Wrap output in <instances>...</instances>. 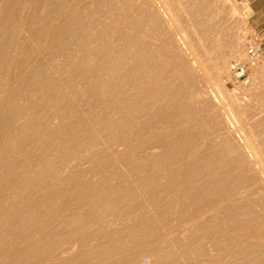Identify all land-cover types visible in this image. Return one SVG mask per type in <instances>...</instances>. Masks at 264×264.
<instances>
[{"label":"rangeland","instance_id":"1","mask_svg":"<svg viewBox=\"0 0 264 264\" xmlns=\"http://www.w3.org/2000/svg\"><path fill=\"white\" fill-rule=\"evenodd\" d=\"M2 1L5 2V0H1L0 4L3 3ZM25 1L26 0L23 1L25 8L22 7L21 10H16V13L19 12L15 14V17L13 15L11 18L12 21L11 19H7L9 21L5 22L7 25L5 26L6 28H4L6 30L8 29L9 33L3 29V31L6 32H3L4 35L2 37H4V39L0 37V39H2L0 40V42L2 41L0 43L2 47L5 45L7 46L9 40L12 42V39H14L12 43L16 42L15 44H19L20 42L18 49L15 48L17 45H12V43L9 42L10 46H5L4 52L2 51L3 54L0 56V60L3 62L5 61V65L6 63H11L5 66L3 62H0V98L3 95L6 96L5 98L3 96L0 101L3 100V98L7 100L10 96L11 89H6L7 86L13 88L18 83L21 88H24L21 89L19 87L18 90H26L25 92L28 93L25 94L24 91H22L20 95L29 99L27 103L23 101L25 100L24 98L21 101L19 94L15 97L16 99L10 97L8 101L14 102V105L9 103L11 106L6 104L7 107L4 106L2 108L7 114L4 110L1 112L0 107V264H77L78 192L88 196L93 195V198L96 197L94 200L97 208L106 204L107 208L113 207V209L116 208L115 210L127 209L128 211L131 209L130 211L134 213V216L136 213V218L130 219V217H127L123 222L120 221L118 217H114L112 219L114 221L110 220L111 225L109 226V230L112 234L108 237L110 241L107 238L109 245L104 246V256L107 260V264H120V262L124 261L123 259L128 261L130 257L131 260L133 259L134 264H140L143 259H148L151 264H155V262L157 264H264V214L261 220L252 223L251 218L239 220L236 213L237 205L243 200L241 197L245 195V193H247L245 199L249 200L259 196L258 191H260V188L264 191V68H258L252 72V84L249 87L239 88L234 86L230 81L229 72L230 63L236 61L238 58L232 59L227 57V53H225L229 50L228 47L230 46L226 45L230 44L231 40L234 38L233 40L236 46L238 45L237 47L243 48V53L241 54L240 52L239 56L241 58L237 61H244L246 41L255 34L260 38L264 49V31L259 32L252 28L253 25L264 27V15H252L250 6L251 2H253L255 7L257 4H261L263 0H156L157 6H161V1L170 4L172 13L175 15L178 14L177 17L179 21L180 19L182 20L183 26L180 23L181 30H183V27L185 29L183 31L186 32L180 30L179 33L182 32L185 37L189 35L185 38L189 47L187 48V45H184V47L182 46L183 50L180 45L181 51L186 52V55L184 52H181V54L185 56L182 55V63L188 66L189 71L191 70V74L192 72L196 73H193L195 78L197 77L195 83L202 79L201 81L203 83H200V81L197 83L198 88L196 86L199 91H206V88H208V91L215 95H213V100L218 99V103L217 101L215 102L217 106L219 104V107L222 108L224 112H233L231 114L236 116H234L235 123L230 129L217 128L215 120L212 117H210V119L207 117V114L213 116V107H210V103L195 105L197 111L194 117L189 114H183L177 118L176 121H162L160 123H143L142 120L137 118L128 125L115 122L113 126H110L109 121L110 119L112 120V118H108L110 109L107 100L104 101V99H100V96L105 97L108 90L100 89L98 83L100 80L110 82V76L108 77L105 74V68L101 66V78L103 79L98 81V78L90 77L89 73L87 77H85L88 70L85 67L93 62L98 63V59L103 61L104 57L101 53H103L104 44H107V48L113 50H115L114 48L121 47L118 41L114 40L119 39L116 36L118 29H120L121 26L123 27L124 20L120 22L122 19L118 20V14L114 12L116 10L120 11V7L124 5L119 3L120 5L118 8H115L116 10L114 9V11L112 10L113 14L116 15L114 16L111 14L109 16L110 26L107 30V38L104 37L102 39V31L100 34L98 31V33H95V37H98L96 40L95 37H93V32H95L102 21L108 16L101 15V18L99 17L100 20L98 18V21L94 24L90 23L91 18L85 17L83 13H85L84 10L87 11L88 3L91 2V0H74V3L73 0H46L45 2L44 0H39L40 3L38 0ZM66 1L67 3H71V5L69 4L67 6ZM116 1L115 5H117ZM57 3L61 5L59 11L56 10L58 9ZM78 3H80V5ZM192 3L195 6L190 7ZM46 4L47 9L50 8L48 11H46L47 9L45 8ZM31 5L33 6L31 7ZM42 5L44 6L41 8L38 7ZM81 5H83V7H81ZM66 6L67 9H65ZM34 7L37 8L35 9ZM69 7H74V9L72 8L73 11L69 10ZM78 7L84 8V10L81 9L80 12ZM105 7L107 6L105 5ZM39 8L41 11L38 13L37 9L39 10ZM43 8L45 13L42 10ZM192 8L198 9L199 11H196L199 15L201 14V16L198 17V15H191L188 13L191 12L189 10H193ZM218 10H220L222 14L220 12L218 13ZM68 11L70 12L67 14ZM15 12H13V14ZM46 12H50V17L49 15L47 16L48 13ZM120 12L121 15L134 17V19L141 17V13H131L128 11ZM52 13L55 15L52 16ZM71 13L73 17L75 16L74 19L70 17ZM19 14L25 21L26 18H24V16L27 17L28 20L34 17L33 20L30 19V21H26L29 25L24 24V26L27 27L24 28L22 22L20 28L21 18L19 19ZM204 14L207 15L205 16ZM39 15H43L41 16L42 18ZM65 15L70 16L67 18L64 17ZM80 15L84 18H80ZM51 17L53 18L50 19ZM77 17L80 18V20ZM189 18H191V20H189ZM203 19L204 28L200 26V22ZM43 20L46 21L44 22ZM49 20H53L54 22ZM64 20L66 23L64 24V28H62ZM130 20L129 18V21ZM140 20L142 24L140 27L135 28L136 33L141 34L150 32L151 25L148 20L145 17H141ZM43 22L44 24L47 23L48 26L47 24L44 25ZM73 22L77 25L75 26L73 24L74 28H71L70 26H72ZM15 23L17 27H12ZM55 24H59L58 27H61L53 38V41L57 42V45L55 44L54 46L56 50L52 48L55 42L50 43L51 40L44 34L46 29L49 30V28ZM30 25H32L31 29L29 28ZM42 25H44V27ZM38 27H40V29ZM69 27L70 29H68ZM133 28L134 27L129 24L126 31L130 33ZM22 29L25 31H22ZM170 29L171 32H173V26L170 27ZM39 30H43L41 31L42 34H44L43 36L42 34H38L40 32ZM68 30H72L74 34H72V31L68 32ZM18 31L20 35L22 31L23 34L21 37L24 36L22 39L19 38L20 40L17 36ZM32 31H37L34 32L37 38L32 34ZM59 32L61 33L60 36L58 35ZM78 34H81L80 37ZM56 35L58 37H56ZM13 36H16L17 39L15 37L13 38ZM31 37H35L37 43H35L34 41L36 40ZM63 37H65V39ZM237 37L240 40L238 42L236 39ZM24 40L25 44H27L26 46L23 45V47L25 46L23 51L20 45L24 44ZM28 40L31 43L30 47L32 51H35L32 54H29V52H32L31 48L29 47V49H27ZM66 41L71 42V44L68 45L69 42L67 43ZM93 42L96 43L94 44ZM240 42H242V44ZM156 43L159 44V42ZM50 44H52V46H50ZM72 44L75 45L74 49H72ZM34 45L38 46L36 50ZM47 45H49V47ZM59 45H62L61 49ZM101 45L103 46L101 47ZM225 46L228 50L224 48ZM9 48H13V50L15 49L17 52L15 50L14 52L11 50V52ZM41 48L44 49L43 52ZM49 48L51 52H58L59 49L61 51L59 50L58 53L54 52L55 54H51ZM189 48H193L192 50L194 52L192 50L190 51ZM240 48L239 50H241ZM91 49H94L93 55H95L94 53H96V50L99 53L91 57ZM100 50H102V52ZM221 50L226 51L221 53ZM7 52L13 54L10 55ZM15 53H18V56L14 58L13 56ZM20 53H22L24 57L21 56L18 58ZM48 53L52 56V59ZM61 53H63V58L60 57ZM25 54L30 56L26 58ZM217 54L219 56L226 55L225 57L222 56L227 65L226 69H223L224 71L221 70L224 74H221L219 72L220 70H213L216 69V61L222 58L218 57V59H216L218 56ZM7 55L11 57H7ZM73 56H75V58H73ZM97 56L99 58L95 60ZM54 57L57 58V62L53 60ZM24 58L26 59L24 60ZM37 58L39 60L43 58V61H39ZM12 60L15 62L14 64ZM17 60L19 64L16 63L18 62ZM22 60L23 62H21V64L20 61ZM35 60L36 62H34ZM65 60L67 62H65ZM68 60H71L72 63L74 62L72 66H68V64H71ZM91 60L92 63H89ZM205 60L207 62H205ZM37 61L41 65H44H42V67H44L42 68L43 70L40 69L41 65L39 66ZM82 61H84L83 63L85 66L81 64ZM198 61H203V65L205 63L206 67L202 66L204 68L202 72L196 69H190L197 67L199 65ZM211 61L212 64H210ZM26 62H29L31 66H33H30L31 69L38 70V72H40L39 69L41 70L39 74L34 76L36 79L34 83L37 82V86L36 84L30 87L26 85V83H32L30 82L32 80L29 78L28 74L21 71L22 68H24L23 66H26ZM17 65H20L19 69ZM80 65H82L81 68L83 70L81 68L80 70L78 69ZM66 66L69 68H66ZM73 66L74 68L76 66L77 69H74ZM3 67L5 69L7 68L4 70L6 73L3 72ZM9 68H13L14 71L18 70L16 72L17 74L13 70L9 72ZM70 69H73L72 72ZM76 70L77 75L73 77V74H75L73 71ZM211 71L217 72L213 73ZM203 72H206V75H204ZM22 73H25V76H21ZM11 74L13 75L11 76ZM70 74H72V76ZM215 74H217V76H214ZM8 75L11 76L12 79ZM14 75L16 78L15 80ZM26 75L30 80H28ZM44 75L45 77L42 79ZM2 76L6 77L7 80ZM75 77L77 78L75 79ZM216 77L219 80H217ZM198 78L201 79L198 80ZM21 79H23V81ZM12 80H14V83ZM38 82H41L40 86H38ZM204 83L207 84L205 86L206 88H204ZM24 84L26 87H24ZM200 85H203V87ZM31 89L33 93L36 94L35 97V94H29V92H27H32ZM215 90L219 95L215 93ZM219 90L222 92L219 93ZM138 93L142 95L141 90H138L137 94ZM220 94H222L224 98L220 96ZM31 96L34 98L32 99ZM132 96H138L136 95L135 89H130V92L127 93L125 98H130ZM35 98L37 101H35ZM114 99H116V97L111 100L114 102ZM15 103L18 104V106ZM8 107L12 108L10 109ZM8 109L12 111L8 112ZM126 110H128V108ZM111 116L117 117L120 115L111 112ZM10 121L12 125H9ZM22 131L24 133H22ZM41 131L47 132V135H43L42 140L37 141V133ZM167 131L171 132L166 134ZM246 136H248L249 139H247ZM17 137L22 138L19 140ZM24 137L25 139L22 141V145H20ZM72 138H74V140ZM90 139L91 141H89ZM192 139H195L194 143H192ZM235 140H240V143H236ZM15 142L16 144H14ZM230 142L235 147V154H247L248 150L246 147H248L249 144L254 154H260L259 156H261V159H259L260 157L258 156V162L260 163H257L253 169V174H256L255 177L257 181H259L258 183H238L237 178L240 176L238 172H231L228 169L215 170L207 161H202L199 166H195L189 171L184 170V168L190 166L189 163L196 160L197 154L204 153L207 151V148L219 151L223 150L224 146L227 144L229 145ZM24 143H26L25 147L27 146V148L24 147ZM32 143L34 144L31 145ZM49 144H51V146H48ZM152 144L158 146L157 150L153 151L154 153L151 152L153 154H140V151L144 149V147ZM13 145L16 146L14 147ZM17 145L19 146V150L17 149ZM46 145L48 148L50 147V150L46 148ZM32 146L34 147L32 148ZM42 147H45V149ZM51 147L55 148L51 149ZM240 147H245L244 149L246 152ZM254 149H258V151L256 150L255 152L253 151ZM241 173H243L242 170ZM213 184L217 185V187L212 189V191H207L206 188ZM74 189L77 190L76 193L73 191ZM184 201H187V207L190 209L180 208V206H178V202L181 204V202ZM100 202H102L101 205ZM98 203L99 205H97ZM86 204L82 213L88 216L92 204L90 203L91 206L88 203ZM159 208H162L165 214V217L161 220L162 223L154 218ZM87 209L89 210L88 212ZM111 210L112 209H110V211ZM187 210H190L189 214H187ZM254 210L256 212L260 211L256 209V207ZM183 220H186V222H183ZM121 222L125 231L122 232L120 237L118 232L121 228ZM132 222H134V226H136L137 223L139 225L140 232L138 240L136 237L134 239L131 238L128 232L126 233ZM182 223H184V225L180 226ZM157 227L163 229L162 237H160L158 233H155V235L153 234V228L156 229ZM180 227L183 228L181 230L185 229L184 231L188 229L185 235L183 231L179 232ZM192 237L195 238V246L192 250H195L197 255L193 257V259H190L192 258L190 254L191 248L189 247L190 243L187 241ZM63 239L65 242L69 241L71 243L74 240V250L70 255H59L60 246L65 243ZM169 240H172L174 244L170 246L168 250L167 242ZM59 243H61V245ZM55 247L57 251L54 249ZM55 252L58 253V255Z\"/></svg>","mask_w":264,"mask_h":264},{"label":"bare ground","instance_id":"2","mask_svg":"<svg viewBox=\"0 0 264 264\" xmlns=\"http://www.w3.org/2000/svg\"><path fill=\"white\" fill-rule=\"evenodd\" d=\"M1 1V0H0ZM24 0H5V2H3L2 4H0V15H1V17H0V37L1 38H3L4 39V37H2L3 35H4V33H6V32H8V29L6 30L5 28V26L7 25L5 22L6 21H9V20H7V19H11L12 17H13V15H14V17H15V14H18V12L16 13L15 11L16 10H21L22 9V7H24V2H23ZM27 1V0H26ZM25 1V2H26ZM33 1V0H32ZM35 1V0H34ZM39 1V0H38ZM41 1V0H40ZM40 1H39V3H40ZM46 0H44V2H45ZM65 1V0H64ZM69 1V0H68ZM115 1L116 0H91V2H89L88 3V9H87V11H85L84 10V8L82 9L81 7H83V5H81V7H78L79 9H80V12H81V9L82 10H84V12L85 13H83V11H82V13L85 15V17H89V18H91V21H90V23H92V24H94L95 22H97L98 21V18L100 17L101 18V15H107L108 17L106 18V19H104L103 21H102V23L100 24V26L95 30V32H93V37H95V33L97 32L98 33V31H99V34H100V32L102 31V36L101 35H98V36H101L102 37V39L104 38V37H106L107 38V30H108V28H109V26H110V20H109V16L111 15V14H113V12H112V10L114 11V9L116 8H118V6L120 5L119 3H121V4H123L124 6H121L120 8L122 9H120V11H128V12H131V13H134V12H136V13H141V17H145L147 20H148V22L150 23V25H151V30H150V32H145V33H141V34H138V33H136V31H135V28L136 27H140L141 26V24H142V21L140 20V18L141 17H138V18H136V19H134V17L132 18V17H127V16H125V15H121L120 13V11H118V10H116V11H118V12H114V13H117L118 14V20H120V19H122V20H120V22H123V20H124V22H123V27L121 26V28L120 29H118V33H117V38H119L118 40H114V41H118V44H120L119 46H121L120 48H114L115 50H113V49H109V48H107V44H104L105 46H103V45H101V47L103 46V53H101V55L104 57V59H103V61H104V64H103V61L101 60L100 61V59H98L99 57V54H98V56L95 58V60L96 59H98L99 60V62L98 63H95V62H93L92 63V60L89 62V63H92V64H88V66H87V64H86V66L87 67H85V68H87L88 70H87V73H86V76L85 77H87V75H88V73H89V76L90 77H92V78H98V81L100 80V79H103V78H101V70H100V67L102 66H104V68H105V74L109 77L110 76V78L109 79H111L110 80V82H108V81H105V80H100L98 83H99V85H100V89H103V90H108V92H107V94L105 95V97L104 96H100V99H104V101H106L107 100V103H108V107H109V109H110V114H109V119H110V117L112 118V120L110 119V121H109V125L110 126H113L114 124H115V122H118V124H122V125H128L129 123H132V122H134L137 118L138 119H140V120H142L143 121V123H148V122H156V123H160V122H162V121H176V119L177 118H179L180 116H182L183 114H189L190 116H192V117H194L195 116V114H196V111H197V108L195 107V105H198V104H206V103H210V107H213L212 108V110H213V116L211 115L210 116V114H207V117L210 119V117H212L214 120H215V123H216V125H217V128H219V129H222V128H224V129H230V128H232V126L234 125V123H235V115H232L231 113H233V112H231V113H227V112H224L223 111V109L222 108H220L219 107V104H218V106H217V104L215 103L217 100H213V95L214 94H212L211 92H209L208 91V88H206L205 86L207 85V84H205V83H207V82H205L204 84V88H206L205 90L206 91H202V90H198L197 88H198V86H197V83L198 82H200L202 79L201 78H198V80L199 79H201V80H199L198 82H196L195 83V79L197 78H195V76L193 75V73H195V72H192V74L190 73V71H189V68H188V66L185 64V63H182V55L183 54H181V52H184L185 53V55H186V52L185 51H181V48H182V46L184 47V45L186 46L187 45V41H186V39L185 38H187L188 36H186L185 37V35H183L182 34V32H186V31H183V30H185L183 27H182V29L183 30H181V26H180V23H181V25L183 24L182 23V20L180 19V21H179V18L177 17V15H175L174 13H172V11H171V5L170 4H168L167 2H163V1H161V6H157V4H156V0H118V1H116V4L117 5H115ZM207 1V0H206ZM206 1H204V2H206ZM29 2V1H28ZM31 2V1H30ZM55 2V1H54ZM56 2H58V1H56ZM118 2V3H117ZM37 3V2H36ZM47 3V2H46ZM52 3V2H51ZM66 3H67V1H66ZM73 3H74V0H73ZM84 3V2H83ZM32 4V3H31ZM44 4V3H43ZM50 4V3H49ZM53 4V3H52ZM58 4V3H57ZM59 4H60V2H59ZM58 4V9H56V10H58L59 11V7L61 6V5H59ZM71 5V3H67V6L68 5ZM79 5H80V3H78ZM201 4V3H200ZM206 4V3H205ZM204 4V5H205ZM30 5V4H29ZM34 5H35V3H34ZM39 5H41V4H39ZM56 5V4H55ZM55 5H54V9H55ZM64 5H66V4H64ZM105 5L107 6V7H105ZM190 5V4H189ZM189 5H187V6H189ZM204 5H202V6H204ZM33 5H31V7H32ZM44 5H42V6H38V7H43ZM67 6H66V8L65 9H67ZM72 6H74V5H72ZM131 6H132V8H131ZM193 6H195L193 3H192V5L190 6V7H193ZM197 6H199V5H197ZM49 7V6H48ZM75 7V6H74ZM74 7H72L73 9H74ZM190 7H188L189 9H191ZM25 8V7H24ZM35 8V7H34ZM37 8V7H36ZM35 8V9H36ZM39 8V10L37 9V11H38V13H39V11H41V9ZM45 8L47 9V4L45 5ZM52 8V7H51ZM72 8H70L69 7V10H72L73 11V9ZM103 8H106V9H103ZM29 9V8H28ZM45 9V10H46ZM86 9V8H85ZM193 10H189V11H191V12H188V13H190L191 15H198V17H200L201 16V14L199 15L198 14V12L197 11H199L198 9H196V8H192ZM195 9V10H194ZM43 11H44V8L42 9ZM48 10H50V8H48L46 11H48ZM52 10H53V8H52ZM61 10V9H60ZM77 10V9H76ZM173 10V9H172ZM197 10V11H196ZM24 11H26V10H24ZM64 11V10H63ZM62 11V12H63ZM71 11V12H72ZM174 11V10H173ZM13 12H15L14 14H13ZM33 12V11H32ZM65 12V11H64ZM70 11H68L67 12V14L69 13ZM79 12V13H80ZM185 12H186V10H185ZM201 12V11H200ZM218 13L220 12V10H218L217 11ZM33 13H35V12H33ZM43 13V12H42ZM44 13H45V11H44ZM46 13H48V12H46ZM50 13V12H49ZM49 13L47 14V16L49 15ZM55 13V12H54ZM54 13H52L51 15L53 16V15H55ZM73 13V12H72ZM72 13H71V16L70 15H68V16H64V17H73L72 16ZM81 13V14H82ZM204 13V12H203ZM215 13V12H214ZM221 13V12H220ZM26 14V13H25ZM24 14V15H25ZM58 14V13H57ZM61 14V13H60ZM77 14V13H76ZM186 14H187V12H186ZM222 14V13H221ZM22 15V14H21ZM31 15V14H30ZM73 15H74V13H73ZM79 15V14H78ZM98 15V16H97ZM114 16L116 15V14H113ZM205 16L207 15V14H204ZM19 16V19L21 18V16H20V14L18 15ZM40 16V15H39ZM41 16H43V15H41ZM40 16V17H41ZM46 16V17H47ZM202 16H203V14H202ZM204 16V17H205ZM215 16V15H214ZM34 17V16H33ZM33 17H31L30 19H32L33 20ZM37 17V16H36ZM49 17H50V15H49ZM80 18H82L83 16H79ZM180 17V16H179ZM24 18H26V21L28 20L27 19V17H25L24 16ZM42 18V17H41ZM40 18V19H41ZM48 18V17H47ZM47 18H46V20H47ZM53 17H51L50 19H52ZM54 18H55V16H54ZM67 18H66V20H67ZM75 18V16L73 17V19ZM78 18V17H77ZM80 18H78L79 20H80ZM84 18V17H83ZM100 18H99V20H100ZM129 18L131 19L130 21H129ZM194 18V17H193ZM217 18H218V16H217ZM30 19L28 20V21H30ZM49 19V18H48ZM56 19V18H55ZM54 19V20H55ZM78 19H76V20H78ZM205 19V18H204ZM204 19L200 22V26L202 27V28H204L203 26H204ZM14 20V19H13ZM45 20V21H46ZM58 20H60V19H58ZM61 20H62V18H61ZM60 20V21H61ZM70 20V19H69ZM78 20V21H79ZM189 20H191V18H189ZM193 20V19H192ZM11 21H12V19H11ZM10 21V22H11ZM16 22H18L17 20H15ZM25 21V19H23V17L21 18V24H20V28H21V25H22V22H23V27L25 28V27H27V26H24V24L26 25H29L28 24V22H24ZM35 21V20H34ZM33 21V22H34ZM37 21H39V20H37ZM42 21V20H41ZM44 21V20H43ZM44 21V22H45ZM49 21H51V20H49ZM49 21H48V23H49ZM53 21V20H52ZM51 21V22H52ZM63 21V20H62ZM77 21V22H78ZM194 21H195V19H194ZM197 21V20H196ZM9 22V23H10ZM44 22H43V24H44ZM54 22V21H53ZM59 22V21H58ZM58 22H56V23H58ZM68 22V21H67ZM71 22V21H70ZM193 22V21H192ZM30 23V22H29ZM31 23H32V21H31ZM30 23V24H31ZM63 23V22H62ZM66 22H65V20H64V23H63V27L62 28H64V24H65ZM194 23V22H193ZM41 24H42V22H41ZM47 24V23H46ZM46 24H44V25H46ZM53 24V23H52ZM68 24V23H67ZM74 24V22L72 23V26H70L71 28L75 25H73ZM129 24H131V26H133L134 28L131 30V32L129 33V32H127L126 31V28H127V26L129 25ZM44 25H42L43 27H44ZM59 25V24H58ZM58 25H52V27H50L49 28V30H45L44 32V34L45 35H47V37L49 38V40H51V42L50 43H52V42H55L54 43V45L52 46V44H50V46H52V48L54 49V46H55V44L57 45V42L56 41H53V38H54V36H55V34H57L58 33V30H59V28H61L60 26L58 27ZM70 25V24H69ZM77 25V24H76ZM75 25V26H76ZM82 25V24H81ZM87 25H89V24H87ZM9 26V25H8ZM17 27V24L15 23V25H13L12 27ZM31 26L32 25H30V29H31ZM47 26H48V24H47ZM62 26V25H61ZM173 26V28H174V30H173V32H171V29H170V27H172ZM183 26V25H182ZM200 26H199V28H200ZM5 27V28H4ZM10 27H11V25H10ZM19 27V26H18ZM22 27V28H23ZM41 27V26H40ZM40 27H38L39 29H40ZM67 27H68V25H67ZM70 27L68 28V29H70ZM79 27V26H78ZM19 28V29H20ZM23 28V29H24ZM37 28V29H38ZM42 28V27H41ZM66 28V27H65ZM74 28V27H73ZM85 28V27H84ZM176 28V29H175ZM3 29H5V31H3ZM10 29H12V28H10ZM22 29V31H25V30H23ZM30 29H27V30H30ZM86 29V28H85ZM16 30V29H15ZM18 30V29H17ZM21 30V29H20ZM19 30V31H20ZM64 30V29H63ZM81 30H83V29H81ZM180 30L182 31L181 33H179L180 32ZM11 31V30H10ZM13 31V30H12ZM19 31H18V34H17V36H18V39L20 38V39H22L23 37H21V35L23 34L22 33V31H21V35H20V33H19ZM31 31V30H30ZM29 31V32H30ZM40 31V30H39ZM38 31V32H39ZM41 31H43V30H41ZM39 32L38 34H42V32ZM72 30H68V32H71ZM76 31V30H75ZM74 31V32H75ZM4 32V33H3ZM17 32V31H16ZM28 32V33H29ZM34 32H37V31H34ZM34 32L32 31V34L33 35H35L34 34ZM61 32H62V30H61ZM64 32V31H63ZM80 32H82V31H80ZM9 33V32H8ZM25 33V32H24ZM31 33V32H30ZM67 33V32H66ZM12 34V33H11ZM44 34H42V36L44 35ZM60 32H59V36H60ZM72 34H74L73 33V31H72ZM92 34V33H91ZM90 34V35H91ZM14 35H15V33H14ZM65 35V34H64ZM68 35H69V33H68ZM67 35V36H68ZM79 35V34H78ZM81 35V34H80ZM80 35H79V37H80ZM9 36V35H8ZM66 36V35H65ZM12 37V36H11ZM16 38V36H13V38ZM35 37H36V35H35ZM35 37L33 38V37H31L32 39H34V40H36L35 39ZM41 37V36H40ZM46 37V38H47ZM56 37H58L57 35H56ZM71 37H72V39H73V36L71 35ZM8 38V37H7ZM37 38V37H36ZM51 38V39H50ZM64 39H65V37H63ZM74 38H75V35H74ZM81 38H82V36H81ZM91 38H92V36H91ZM98 39V37L96 36L95 37V39ZM100 38V37H99ZM10 39V38H9ZM8 39V40H9ZM17 39V38H16ZM19 39V40H20ZM56 39V38H55ZM70 39V38H69ZM68 39V40H69ZM79 39V38H78ZM83 39V38H82ZM82 39H80V40H82ZM93 39V38H92ZM96 39V40H97ZM234 39V38H233ZM232 39V40H233ZM237 39V42L238 41H240L239 39H238V37L236 38ZM0 40H2V39H0ZM14 39H12V42H14L13 41ZM33 40V41H34ZM39 40V39H38ZM48 40V39H47ZM58 40V39H57ZM61 40V39H60ZM94 40V39H93ZM231 40V42H230V44H227L226 46H229L228 47V49H227V47L225 46L224 48L226 49V50H228V51H224V50H221V53L224 51L225 53H227L226 55H227V57H230V58H232V59H239V58H241V57H239L240 56V52H241V54L243 53L242 52V47L240 48V47H237L236 46V43L234 42V40L232 41ZM70 41V40H69ZM68 41V42H69ZM72 41V40H71ZM181 41H182V43H181ZM188 41H189V39H188ZM2 42V41H1ZM0 42V43H1ZM4 42V41H3ZM9 42L10 43H12L11 42V40H9ZM9 42H8V44H7V46L6 47H9L10 46V44H9ZM17 42H18V40H17ZM28 42H29V40H28ZM31 42H32V40H31ZM35 43H37V40L36 41H34ZM67 42V41H66ZM67 42V43H68ZM76 42V41H75ZM156 42H159V44L158 43H156ZM5 43V42H4ZM16 43V42H15ZM15 43H12V45L13 44H15ZM83 43V42H82ZM81 43V44H82ZM94 43V42H93ZM96 43V42H95ZM94 43V44H95ZM241 44H242V42H240ZM19 44H20V42H19ZM19 44H15V45H17L15 48H19ZM27 44V43H26ZM26 44H25V40H24V44H22V45H20V47H22L23 48V51H24V48H25V46H26ZM34 44V43H33ZM61 44H63V43H61ZM71 44V42H69L68 43V45H70ZM76 44V43H75ZM84 44H85V42H84ZM83 44V45H84ZM9 45V46H8ZM23 45H25L24 47H23ZM29 45V46H28ZM28 45H27V49H29V47H30V45H31V43L29 42L28 43ZM73 45V44H72ZM77 45V44H76ZM82 45V46H83ZM86 45H88V44H86ZM85 45V46H86ZM180 45H181V48H180ZM5 46H1L0 45V56L3 54V50H4V47ZM35 46V45H34ZM48 47H49V45H47ZM60 46V49H61V47H62V45H59ZM64 46L66 47V45L64 44ZM63 46V47H64ZM74 46L75 45H73V48L72 49H74ZM36 48H35V50L37 49V47L38 46H35ZM41 47V46H40ZM58 47V46H57ZM105 47V48H104ZM189 46L187 45V48H188ZM223 47V46H222ZM221 47V48H222ZM14 48V47H13ZM13 48L12 49H10V51L11 50H13ZM31 48V47H30ZM68 48V47H67ZM127 48H128V53H127ZM220 48V49H221ZM223 48V49H224ZM239 48L241 49V50H239ZM7 49V48H6ZM26 49V50H27ZM33 49H34V47H33ZM50 49V48H49ZM52 49V50H53ZM59 49V48H58ZM59 49V50H60ZM64 49V48H63ZM82 49V48H81ZM101 49V48H100ZM183 49V48H182ZM190 49V51L193 49H191V48H189ZM188 49V50H189ZM219 49V50H220ZM15 50V49H14ZM14 50H13V52H14ZM40 50V49H39ZM41 50H42V52H43V50L44 49H42L41 48ZM54 50H56V49H54ZM59 50H58V52H59ZM93 50L94 49H91L90 51L92 52V53H90V54H92V55H90V54H88V55H90L91 57H93V56H96V54L97 53H99L97 50H96V53H94L95 55H93ZM184 50V49H183ZM188 50H186V51H188ZM3 51V52H2ZM6 51V50H5ZM9 51V52H10ZM16 51V50H15ZM31 51H32V48H31ZM61 51V50H60ZM101 52H102V50H100ZM193 51V50H192ZM9 52H7V53H9ZM12 52V51H11ZM17 52V51H16ZM33 52H35V51H32V52H29V54H32ZM39 53H41L40 51H38ZM48 52V51H47ZM50 52H51V49H50ZM55 52V51H54ZM53 51L51 52V54L53 53V54H55V53H58V52H55L54 53ZM68 52V51H67ZM95 52V51H94ZM194 52V51H193ZM6 53V52H5ZM27 53H28V51H27ZM26 53V54H27ZM64 53V52H63ZM63 53H61V55H60V57H62L63 58ZM70 53V52H69ZM188 53V52H187ZM217 53V52H216ZM224 53V54H225ZM10 55L11 54H13V53H9ZM15 54H17V55H15ZM14 54V58L16 57V56H18V53H15ZM25 54V55H26ZM37 54V53H36ZM65 54V53H64ZM72 54V53H71ZM70 54V55H71ZM196 54V53H195ZM10 55H7V57L9 56V57H11ZM34 55H35V53H34ZM43 55V54H42ZM42 55H39L40 57H43ZM48 55H49V53H48ZM87 55V56H88ZM100 55V56H101ZM218 55V54H217ZM221 55V54H220ZM225 55V56H226ZM3 56H5V55H3ZM21 56H23L24 57V55H22V53H20V56L18 57V58H20ZM30 56V55H29ZM28 55H26V58H28L29 57ZM50 56V58L52 57L51 55H49ZM54 56H56V55H54ZM184 56V55H183ZM196 56V55H195ZM222 56H224V55H222ZM222 56H217V58L216 59H218V57H222ZM224 56V57H225ZM23 57H22V59H23ZM59 57V58H60ZM70 57V56H69ZM72 57V56H71ZM80 57H81V55H80ZM102 57V58H103ZM185 57V56H184ZM211 57V56H210ZM216 57V56H215ZM2 58H4V57H2ZM26 58H24V60L26 59ZM36 58V57H35ZM45 58H46V56H45ZM44 58V59H45ZM49 58V57H48ZM49 58V59H50ZM56 57H54V61L55 62H57V58L55 59ZM64 58H65V56H64ZM73 58H75V56H73ZM72 58V59H73ZM88 58H90V57H88ZM101 58V57H100ZM8 59V58H7ZM34 59V58H33ZM32 59V60H33ZM38 59V58H37ZM52 59V58H51ZM91 59V58H90ZM237 59V60H238ZM11 60V59H10ZM39 60V59H38ZM61 60H63V59H61ZM74 60V59H73ZM187 60V59H186ZM210 60V59H209ZM236 60V61H237ZM241 60V59H240ZM6 61H8V60H6ZM18 61V60H17ZM27 61V60H26ZM39 61H43V58H41ZM54 61H52V62H54ZM64 61V60H63ZM69 61V60H68ZM75 61V60H74ZM78 61V60H77ZM181 61V62H180ZM201 61V60H200ZM0 62H3V61H1L0 60ZM5 62V61H4ZM4 62H3V65H5L4 64ZM12 62H13V60H12ZM21 62H23V60L22 61H20V63ZM34 62H36V60L34 61ZM38 62V61H37ZM65 62H67L66 60H65ZM71 62V64H68V66H72V64L74 63H72V61L70 60L69 61V63ZM84 61H82V63L81 64H83L84 66H85V64L83 63ZM186 62H188V61H186ZM203 62V61H202ZM202 62H199L198 61V63H199V65L197 66V67H194V68H190V69H196V70H199V71H201L202 72V70H204V68L202 67V66H205V63H204V65L202 64ZM205 62H207L206 60H205ZM15 62H13V64H14ZM16 63H18L19 64V61L18 62H16ZM32 63V62H31ZM39 63V62H38ZM42 63V62H41ZM2 64V63H1ZM9 64H11V63H9ZM9 64H7L6 63V65L5 66H8ZM22 64V63H21ZM20 64V65H21ZM58 64V63H57ZM61 64V63H60ZM210 64H212V61H211V63ZM19 65V66H20ZM33 65V64H32ZM39 66L41 65L40 63L38 64ZM43 65V64H42ZM42 65L40 66L41 68L40 69H42V68H44V67H42ZM76 65V64H75ZM215 65H216V69H213V67H212V69L213 70H217V71H219L221 74L223 73L222 71H224L225 69H226V67H227V65H226V62H225V60H224V58L222 57V58H219L217 61H216V63H215ZM226 65V66H225ZM18 66V65H17ZM19 66H18V69H19ZM30 66H31V64L29 63V62H26V66H23L24 68H22V70L21 71H23V72H26V74H28V76H29V78L32 80V81H30V82H32L31 84H27L26 83V85L28 86V87H30V86H33V85H35L37 82H35L34 83V81H36V79L34 78V76L35 75H37V74H39L40 72H41V70L39 69V71L40 72H38V70L36 71V70H33V68L31 69L30 68ZM44 66V65H43ZM59 66V65H58ZM81 66L82 65H80L79 67H78V69L80 70V68H81ZM84 66H83V68H84ZM1 67V66H0ZM11 67H13V66H11ZM31 67H33V66H31ZM64 67H65V65H64ZM206 67V66H205ZM208 67V66H207ZM4 68V67H3ZM14 68H15V65H14ZM59 68V67H58ZM57 68V69H58ZM66 68H69V67H67L66 66ZM72 68V67H71ZM73 68H74V66H73ZM75 68H76V66H75ZM74 68V69H75ZM85 68H84V70H85ZM209 68H211V67H209ZM225 68V69H224ZM7 69V68H6ZM5 68L4 69H2L3 70V72H4V70H6ZM17 69V68H16ZM36 69H38V68H36ZM60 69V68H59ZM58 69V70H59ZM77 69V68H76ZM82 69V68H81ZM206 69V68H205ZM224 69V70H223ZM259 69H261V68H259ZM10 70H13V68H9V72H10ZM43 70V69H42ZM71 70V69H70ZM73 70V69H72ZM72 70H71V72H72ZM83 70V69H82ZM195 70V71H196ZM222 70V71H221ZM14 71V70H13ZM18 71V70H17ZM17 71H14L15 73L17 72ZM193 71V70H192ZM198 71V72H199ZM217 71H214L215 73L217 72ZM1 72V71H0ZM43 72V71H42ZM70 72V73H71ZM73 72H75V74H73V77H74V75L76 76L77 75V70L76 71H73ZM82 72V71H81ZM211 72H213V71H211ZM213 72V73H214ZM261 72V71H260ZM4 73H6V72H4ZM21 73V72H20ZM200 73V72H199ZM198 73V74H199ZM206 73V72H205ZM204 72H203V74L204 75H206ZM210 73V72H209ZM14 74V73H13ZM13 74H11V76L13 75ZM17 74V73H16ZM196 74V73H195ZM218 74V73H217ZM217 74H215L214 76H217ZM224 74V73H223ZM258 74V73H257ZM10 75V74H9ZM8 75V76H9ZM41 75V74H40ZM71 76H72V74H70ZM201 75V74H200ZM212 75V74H211ZM7 76V75H6ZM11 76H9V77H11ZM21 76H25V73H22V75ZM70 76V77H71ZM197 76V75H196ZM213 76V77H214ZM219 76V75H218ZM1 77V76H0ZM2 77H4V76H2ZM18 77V76H17ZM26 77H27V75H26ZM45 77V75L42 77V79ZM64 77H65V75H64ZM84 77V78H85ZM199 77V76H198ZM212 77V78H213ZM256 77V76H255ZM5 78V80H7L6 79V77H4ZM28 78V77H27ZM28 78V80H30ZM40 78V77H39ZM77 77H75V79H76ZM215 78V77H214ZM214 78H213V80H214ZM2 79V78H1ZM11 79H12V77H11ZM16 78H15V75H14V80H15ZM23 79H24V77H23ZM23 79H21L22 81H23ZM41 79V80H42ZM109 79H107V80H109ZM216 79H217V77H216ZM215 79V80H216ZM3 80V79H2ZM14 80H12V82L14 81ZM19 80V79H18ZM25 80V79H24ZM27 80V79H26ZM186 80V81H185ZM217 80H219V79H217ZM11 81V80H10ZM40 81V80H39ZM44 81V80H43ZM209 81V80H208ZM221 81V80H220ZM9 82V81H8ZM7 82V83H8ZM19 82V81H18ZM17 82V83H18ZM21 82V81H20ZM26 82H28V81H26ZM210 82V81H209ZM219 82V81H218ZM2 83V82H1ZM6 83V84H7ZM11 83V82H10ZM14 83V82H13ZM16 83V84H17ZM25 83V82H24ZM29 83V82H28ZM34 83V84H33ZM44 83H45V81H44ZM200 83H203L202 81L200 82ZM3 84H4V82H3ZM9 84V83H8ZM16 84H14V85H16ZM19 84V83H18ZM16 85V86H14L13 88H9L8 86H7V88L6 89H11V91H10V96H9V98L10 97H16L18 94H19V96L21 97L20 99H21V101H22V99L24 98V96H22V95H20V94H22V91H24V90H18L19 89V87L21 88V86H19V85ZM74 84V83H73ZM155 84V85H154ZM196 84V85H195ZM217 84V83H216ZM5 85V84H4ZM26 85L24 84V87H26ZM41 85V82H38V86H40ZM47 85V84H46ZM220 85H221V83H220ZM36 86H37V84H36ZM72 87H74L73 85H71ZM196 86H197V88H196ZM201 87H203V85H200ZM216 86V85H215ZM217 86H218V84H217ZM4 87H6V86H4ZM200 87V88H201ZM213 87V86H212ZM5 89V90H6ZM21 89H24L23 87L21 88ZM47 89V88H46ZM130 89H135L136 90V95H138V96H132V97H130V98H125V96L127 95V93H129L130 92ZM144 89V90H143ZM202 89V88H201ZM29 90V89H28ZM138 90H141L142 91V95H139V93L137 94V91ZM2 91V90H1ZM26 91V90H25ZM24 91V93L25 94H28V93H26ZM31 91H32V89H31ZM216 91V90H215ZM21 92V93H20ZM27 92H29V94L30 93H33V91L32 92H30V91H27ZM198 92V93H197ZM222 92V91H221ZM220 92V90H219V93H221ZM1 93V92H0ZM2 93H4V92H2ZM215 93H217L218 94V92L216 91ZM33 94H35V93H33ZM32 94V95H33ZM7 95V94H6ZM24 95V94H23ZM219 95V94H218ZM4 96V98L6 97L5 95H3ZM3 96H1V98L0 99H2V97ZM28 96V95H27ZM36 96V94L34 95V97ZM215 96V95H214ZM220 96H222L223 97V95L222 94H220ZM26 97V96H25ZM32 97V96H31ZM30 97V98H31ZM34 97H32V99L34 98ZM116 97V99H114L115 101L113 102L111 99L112 98H115ZM4 98H3V100H1L0 101V107H1V112L4 110H2V108L4 107V106H6L7 107V105L9 104V103H12L11 105H14L13 103L14 102H10V101H8V99L9 98H7V100L5 99L4 100ZM27 98V97H26ZM26 98H24L25 100H23V101H29V99L27 98V100H26ZM37 98V97H36ZM35 98V99H36ZM224 98V97H223ZM222 98V99H223ZM16 99V98H15ZM20 99H19V97H18V100L20 101ZM10 100V99H9ZM11 100H13V99H11ZM221 100V99H220ZM17 101V100H16ZM35 101H37V99L35 100ZM18 102V101H17ZM16 102V103H17ZM15 103V104H16ZM20 103H22V102H20ZM28 103V102H27ZM217 103H218V101H217ZM7 104V105H6ZM41 104H42V102H41ZM40 104V105H41ZM10 104L8 105V106H11ZM17 106H18V104H16ZM21 105V104H20ZM28 105V104H27ZM17 106H15V107H17ZM26 106V105H25ZM24 106V107H25ZM5 107V108H6ZM21 107V106H20ZM8 108H10V107H8ZM12 108V107H11ZM10 108V109H11ZM14 108V107H13ZM18 108V107H17ZM29 108V107H28ZM128 108V110H126ZM25 109V108H24ZM226 109V108H225ZM18 110V109H17ZM19 110H20V108H19ZM28 110V109H27ZM30 110H31V106H30ZM11 112L12 110H9L8 109V112ZM13 111H14V109H13ZM4 112L7 114V112L4 110ZM15 112V111H14ZM18 112V111H17ZM111 112L112 113H116V114H118V115H120V116H117V117H112L111 116ZM4 113V114H5ZM23 113H24V111H23ZM3 114V115H4ZM8 114H10V113H8ZM15 114V113H14ZM18 114V113H17ZM28 114H29V112H28ZM27 114V115H28ZM20 115V114H19ZM18 115V116H19ZM24 115V114H23ZM5 116V115H4ZM15 116H16V114H15ZM21 116V115H20ZM235 116V117H234ZM25 117V116H24ZM15 118V117H14ZM19 118V117H18ZM27 118V117H26ZM1 119V118H0ZM3 119V118H2ZM9 119H10V117H9ZM12 119V118H11ZM16 119V118H15ZM14 120V119H13ZM29 120V119H28ZM237 120V119H236ZM7 121V120H6ZM12 121V120H11ZM11 121H10V123H9V125H12L11 124ZM27 121V120H26ZM17 122H20V121H17ZM14 123V122H13ZM3 124V123H2ZM7 124V123H6ZM17 124H19V123H17ZM14 125H15V123H14ZM32 130V129H31ZM30 130V131H31ZM24 131V130H23ZM22 131V133H24ZM26 131V130H25ZM36 132V131H35ZM171 131H167L166 132V134L167 133H170ZM47 133V132H46ZM44 131L42 132H38L37 133V141H40V140H42V136L43 135H47ZM50 133H52V132H50ZM21 134V133H20ZM19 134V135H20ZM22 135V134H21ZM49 135V134H48ZM246 135V134H245ZM23 137V136H22ZM21 137V138H22ZM247 137V139H249L248 138V136H246ZM19 140L21 139V138H19V137H17ZM71 138V137H70ZM24 139H25V137L23 138V140H21V142L20 141H18V140H16V141H18V142H20L21 144L20 145H22V141H24ZM73 140H74V138H72ZM244 139V138H243ZM33 140V139H32ZM96 140V139H95ZM35 141V140H34ZM34 141H32V142H34ZM89 141H91V139L89 140ZM236 141V140H235ZM234 141V142H235ZM240 140H238V141H236V143H240L239 142ZM17 142V143H18ZM50 142V141H49ZM195 142V139H192V143H194ZM36 143V142H35ZM95 143H96V141H95ZM94 143V144H95ZM242 143V142H241ZM14 144H16V142L14 143ZM25 144L26 143H24V147H25ZM34 143H32L31 145H33ZM68 144V143H67ZM89 144V143H88ZM93 144V145H94ZM97 144V143H96ZM254 144V143H253ZM252 144V145H253ZM27 145H29V144H27ZM36 145V144H35ZM72 145V144H71ZM70 145V146H71ZM238 145V144H237ZM236 145V146H237ZM245 145V144H244ZM247 145H248V143H247ZM250 145V144H249ZM248 145V147H246L247 148V154H235V147L233 146V144L230 142L229 143V145L227 144L226 146H224V148H223V150H214V149H209V148H207V151H205L204 153H202V154H197L196 155V160H194L193 162H191V163H189V165L190 166H188V167H186V168H184V170H186V171H189V170H191V169H193V167H195V166H199V164H201V162L202 161H207L208 163H210L211 164V166H213V168L215 169V170H219V169H221V170H225V169H228L229 171H231V172H238V174L240 175V176H238V178H237V181H238V183H241V184H243V183H253V184H256V183H258L259 181H257V178L255 177L256 176V174L254 175L253 174V169H254V167H255V165L258 163H260V162H258V158L259 159H261V156H259L260 154L258 153V154H254L253 152H252V148L250 147ZM255 145V144H254ZM14 146V145H13ZM16 146V145H15ZM14 146V147H15ZM18 146V145H17ZM47 146V145H46ZM48 146H51V144H49ZM48 146L46 147V148H48ZM34 146H32V148H33ZM60 147V146H59ZM58 147V148H59ZM98 147V146H97ZM17 148V147H16ZM15 148V149H16ZM25 148H27V146L25 147ZM31 148V147H30ZM29 148V149H30ZM43 149H45V147H42ZM41 148V149H42ZM54 149L55 147H51V149ZM157 148H158V146L156 145V144H152V145H147L146 147H144V149H142L141 151H140V154H153L154 152L153 151H156L157 150ZM241 149H243L245 152H246V150L244 149V148H242V147H240ZM253 148H255V147H253ZM18 150H19V146H18V148H17ZM24 149V148H23ZM22 149V150H23ZM49 150H50V147L48 148ZM59 149H61V148H59ZM97 149V148H96ZM31 150V149H30ZM257 151H258V149H256ZM256 150L254 149L253 151H255L256 152ZM11 151H12V149H11ZM46 151V150H45ZM24 152V151H23ZM151 152H153V153H151ZM25 153H26V151H25ZM41 153H43V152H41ZM40 153V154H41ZM46 153V152H45ZM234 153V154H233ZM28 154V153H27ZM39 154V153H38ZM44 154V153H43ZM6 155V154H5ZM10 155V154H9ZM259 156V157H258ZM202 159V160H201ZM260 161V160H259ZM261 165V164H260ZM263 166H264V164H263ZM262 166V167H263ZM241 170L243 171V173H241ZM174 174V173H173ZM260 174V173H259ZM174 176V175H173ZM258 176V175H257ZM262 178V177H261ZM263 178H264V176H263ZM262 178V179H263ZM87 181V180H86ZM91 181V180H90ZM78 182V181H77ZM84 182V181H83ZM93 182V181H92ZM262 182V181H261ZM78 184V183H77ZM93 184V183H92ZM240 184V185H241ZM217 187V185H215V184H213L212 186H210V187H207L206 188V190L207 191H212V189H215ZM205 189V188H204ZM259 189V188H258ZM75 193L77 192V190H73ZM230 191H232V190H230ZM229 191V192H230ZM256 193V192H255ZM258 197L257 198H255V199H249V200H246L245 198L247 197V193H245V195H243L242 197H241V199L243 198V200L241 201V202H239L238 203V205H237V217L239 218V220H246V218H251L252 219V223H254L255 221H259V220H261V218L263 217V214H264V191L263 190H261V188H260V191H258ZM99 197V196H98ZM96 198V197H95ZM95 198H93V195L92 196H88V195H85L84 193H77V264H107V260H106V258H105V256H104V246L105 245H109V241H110V239L108 238L109 237V235H111L112 233H111V231L109 230V226L111 225V221L110 220H112L114 217H118V219L120 220V221H124L127 217H130V219L131 218H136L135 216H136V213H135V216H134V213L132 212V211H128L127 209H118V210H115V209H113V207H108L107 208V205L105 204V205H102V206H100V207H96V203H95ZM100 198V197H99ZM98 198V199H99ZM97 199V200H98ZM97 200H96V202H97ZM179 200V199H178ZM239 200V199H238ZM104 201V200H103ZM180 201V200H179ZM86 203H88L89 205H90V203L92 204V207H91V210L89 211L88 209H87V212L89 211V215L87 216L85 213L83 214L82 212H83V210H84V207H86ZM101 203L102 202H100V205H101ZM187 201L185 202H181V204H179V202H178V206H180V208H189V207H187ZM97 205H99V203L97 204ZM177 205V204H176ZM91 206V205H90ZM89 207V206H88ZM256 207V209H259L260 211L259 212H256L255 210H254V208ZM229 208V207H228ZM110 209H112L111 211H110ZM190 209V208H189ZM133 210V209H132ZM235 211V210H234ZM81 212V213H80ZM174 212H175V210H174ZM186 212V211H185ZM228 212H229V210H228ZM190 213V210L188 211L187 210V214H189ZM225 213V212H224ZM236 213H235V215H236ZM194 214V213H193ZM180 216V215H179ZM179 216H177V217H179ZM183 216V215H182ZM185 216V215H184ZM188 216V215H187ZM186 216V217H187ZM165 217V214L163 213V209L162 208H159L158 210H157V214L156 215H154V218L157 220V221H161V220H163V218ZM224 217V216H223ZM185 218V217H184ZM228 218H229V216H228ZM182 219V218H181ZM187 219V218H186ZM191 219V218H190ZM137 220V219H136ZM225 220V219H224ZM227 220V219H226ZM112 221H114V220H112ZM222 221H223V219H222ZM122 222H121V228L119 229V235H120V237H121V234H122V232L123 231H125V229H124V227L122 226L123 224H122ZM180 222H181V220H180ZM183 222H186V220L184 221L183 220ZM227 222H228V220H227ZM226 222V223H227ZM249 222H250V220H249ZM161 223H162V221H161ZM225 223V222H224ZM182 225H184V223H182L180 226H182ZM228 225V224H227ZM179 226V225H178ZM227 228V227H226ZM181 229H183V228H181L180 227V229H179V232L181 231H183L184 232V235H185V233L188 231V229H186V231H184V230H181ZM189 231H190V229H189ZM129 233L130 235V237L131 238H137V240H138V238H139V225H138V223L136 224V226H134V222H132L130 225H129V229L126 231V233ZM162 232H163V229L162 228H156V229H154L153 228V234L155 235V233H158L159 234V236L160 237H162ZM178 232V231H177ZM179 234H181V233H179ZM183 234V233H182ZM183 237V236H182ZM181 237V238H182ZM107 238H108V242H107ZM179 238V237H178ZM72 239V238H71ZM184 239V238H183ZM70 240V239H69ZM161 240V239H160ZM63 241H64V239H63ZM66 241H67V239H66ZM187 241V240H186ZM65 242V241H64ZM73 242H74V240H73ZM73 242L71 243V242H65L62 246H60V250H59V255H67V254H71V252L74 250V244H73ZM187 242H189L190 243V245H189V247L191 248H189L191 251H190V254H191V257L192 258H190V259H193V257H195L197 254L195 253V250H192V248L195 246V238L194 237H192V238H189V241H187ZM186 243V242H185ZM60 245H61V243H59ZM174 244V242H172V240H169L168 242H167V245H168V250H169V247L170 246H172ZM188 244V243H187ZM184 246V245H183ZM182 246V247H183ZM182 247H181V249H182ZM55 250H56V247L54 248ZM184 249H185V247H184ZM57 251V250H56ZM165 251V250H164ZM189 250L187 249V252H188ZM241 251V250H240ZM246 251V250H245ZM52 252H54V251H52ZM52 252H51V254H52ZM166 252V251H165ZM181 252V251H180ZM182 252H185V251H182ZM56 253V252H55ZM189 253V252H188ZM57 255H58V253H56ZM187 254V253H186ZM50 255V254H49ZM54 256H55V254H54ZM133 256H134V254H133ZM188 256V255H187ZM53 257V256H52ZM50 258H51V255H50ZM56 258V257H55ZM133 258V257H132ZM134 258H135V256H134ZM188 259H189V256H188ZM124 261H122V262H120V264H134V261H133V259L131 260V257L130 258H128V261L127 260H125V259H123ZM150 264H151V262H150ZM155 264H157L156 262H155Z\"/></svg>","mask_w":264,"mask_h":264},{"label":"built area","instance_id":"3","mask_svg":"<svg viewBox=\"0 0 264 264\" xmlns=\"http://www.w3.org/2000/svg\"><path fill=\"white\" fill-rule=\"evenodd\" d=\"M258 68H264V49L260 38L253 35L246 41L244 61L230 63V81L234 86L247 88L252 84V72ZM140 264H150V261L143 259Z\"/></svg>","mask_w":264,"mask_h":264},{"label":"crops","instance_id":"4","mask_svg":"<svg viewBox=\"0 0 264 264\" xmlns=\"http://www.w3.org/2000/svg\"><path fill=\"white\" fill-rule=\"evenodd\" d=\"M250 6H251L252 15H255V16H258V15H261V14L264 15V0H263V2L261 4H259V5L257 4L255 7H254L253 2H251ZM252 28L254 30H256V31H259V32L264 31V27L253 25Z\"/></svg>","mask_w":264,"mask_h":264}]
</instances>
